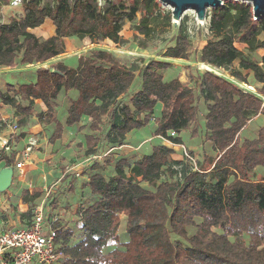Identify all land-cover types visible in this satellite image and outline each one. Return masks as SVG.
Returning <instances> with one entry per match:
<instances>
[{
	"label": "trees",
	"instance_id": "1",
	"mask_svg": "<svg viewBox=\"0 0 264 264\" xmlns=\"http://www.w3.org/2000/svg\"><path fill=\"white\" fill-rule=\"evenodd\" d=\"M18 7L19 15L0 22V69L39 66L33 81L0 88V112L12 109L19 131L9 151L0 149V167L15 170L31 118L50 132L54 153L71 129L81 137L79 154L90 160L78 177L76 168L60 164L65 186L50 200L43 191L23 190L26 211L10 208L20 229L45 199L55 264H264V124L256 138L239 141L252 118L264 117V54L253 58L264 53V16L255 18L241 0L208 9L211 36L197 62L231 73L203 71L191 87L166 78L169 62L122 63L98 46L81 53L76 66L52 62L66 38L121 44L123 26L137 15L136 29L146 37L152 24L173 28L164 60L188 61L187 18L172 24L171 10L158 0H21ZM46 22L51 36L35 35ZM148 127L171 146L156 144L137 158L121 153L129 132ZM5 129L0 117V133ZM185 132L210 151L201 147L194 164L193 148L183 155L172 147L183 146ZM101 148L107 154L99 158ZM59 196L76 200L60 205Z\"/></svg>",
	"mask_w": 264,
	"mask_h": 264
},
{
	"label": "rangeland",
	"instance_id": "2",
	"mask_svg": "<svg viewBox=\"0 0 264 264\" xmlns=\"http://www.w3.org/2000/svg\"><path fill=\"white\" fill-rule=\"evenodd\" d=\"M14 4V0H0V22L6 23L7 18L10 15H19L20 7ZM164 10H170L168 5H162ZM187 18L188 29L191 34V50L189 60H164L161 57V53L168 48L169 45H172V38L174 36V31L172 27L165 26L163 24H152L150 29L152 33L149 37H146L144 34L139 32L136 28L139 24V15H137V20L135 23L130 24L126 23L121 30L122 43L113 44L112 42H101L99 44H93L89 40L78 41L75 38H66L64 40V53L59 57L52 60L53 63L62 62L67 64V66H76V58H78L81 53L86 52L89 49H92L95 46L103 48L107 51L114 53L116 58L122 63H132L136 62L141 64L142 62H147L149 59H154L157 61H166L172 65L167 73L166 78H172L175 76L179 77V80L183 83H188L191 87L196 82L197 75L203 71H213L227 78L231 73L229 70L221 72L220 70L212 69L204 66L197 62L196 53L197 50L206 45V41L210 38L211 34L208 27V20L197 21L196 15L192 10L188 9L183 12L182 18ZM172 24H177L172 19ZM53 32L52 23L46 22L43 26L39 27L34 31L35 35H38L41 38H48ZM239 50L245 51L243 45L237 46ZM263 51H257L254 59L257 56L263 55ZM51 62V63H52ZM39 65H37L38 67ZM47 67L48 65H40ZM37 67H27L23 69H0V88L3 89L6 84H20L23 82H29L34 80L33 71ZM236 68V65L233 67ZM243 74H248L245 71H241ZM248 82L255 87L252 83V75L249 73L247 75ZM136 86V85H135ZM131 90H134V86L131 87ZM38 108H42L41 103L37 102ZM0 117H6L7 121H16L17 118L14 116L13 110L3 107L0 112ZM60 118H63L59 115ZM2 119V118H1ZM264 124V117L258 115L257 117L252 118L247 126L239 135V141L242 142L244 138L254 139L257 137L258 128ZM52 131V129H50ZM6 131V133H5ZM2 131L3 135L9 134V129ZM17 131L16 134H18ZM47 128L37 122L36 118H32L28 122V130L25 140H23L19 148L24 147V143L27 140H32L35 144L32 149V158H31V170L28 172L27 169L22 176H14L12 178V185L10 188L4 192L0 193V233L5 231H11L14 229H20L18 225V217L16 212L12 211L13 207L17 206L18 208H24L22 205V196L21 193L25 191H43L45 197L49 200L54 196H58L57 191L64 189L65 184H62L61 177L62 172L60 170V164L65 165L66 169L70 172L76 168V176L80 174L82 168L90 160L86 161L82 157V154H79L78 147L76 143L81 141V137L73 132L71 129L67 134H64V138L61 141L60 147L57 150V153H54L53 147L48 143V134ZM183 139V146L173 145L172 147L179 154L185 155L188 149L193 148L196 154V157L192 158V164H194L195 159H201V147L206 148L209 151L208 146L201 145V141H195V143L189 139L186 135V132L181 135ZM156 144H165L171 146L170 143L160 137H152L151 129L145 128L141 131H131L127 135L126 146L121 148V153L125 156L133 155L134 158L142 157V155L148 154L150 152V147L155 146ZM68 145V147L66 146ZM18 147V146H16ZM18 148V149H19ZM114 151H119L115 149ZM210 152V151H209ZM61 154L65 155V160H61ZM107 154L105 149L101 148V153L99 158ZM99 158L97 160H99ZM47 193V195H46ZM68 196L58 197V203L65 205L67 201L69 203L74 202L76 199L71 198L66 199ZM11 208V209H10ZM19 209V210H20ZM45 215V214H44ZM63 212L60 213V216H64ZM65 219H69L68 215L64 216Z\"/></svg>",
	"mask_w": 264,
	"mask_h": 264
},
{
	"label": "built area",
	"instance_id": "3",
	"mask_svg": "<svg viewBox=\"0 0 264 264\" xmlns=\"http://www.w3.org/2000/svg\"><path fill=\"white\" fill-rule=\"evenodd\" d=\"M20 3L21 0H14L15 5ZM243 86L246 87L245 84ZM248 89L254 91L251 87ZM2 121L10 131L8 135L0 134V149L6 152L9 151L11 138L18 129L15 121ZM34 144L32 140L25 141L24 147L16 155L14 167L20 176L24 174L26 167L31 165ZM44 204L45 199L34 209L31 225L27 229L0 233V264H55L58 261V256L53 252L55 231L45 219Z\"/></svg>",
	"mask_w": 264,
	"mask_h": 264
},
{
	"label": "water",
	"instance_id": "4",
	"mask_svg": "<svg viewBox=\"0 0 264 264\" xmlns=\"http://www.w3.org/2000/svg\"><path fill=\"white\" fill-rule=\"evenodd\" d=\"M162 5H168L174 22L178 23L184 11L190 9L196 15L197 21L206 19L205 12L210 8L223 5L224 0H158ZM239 1V0H236ZM252 6L254 17L264 16V0H241ZM13 167L0 169V193L6 192L12 185Z\"/></svg>",
	"mask_w": 264,
	"mask_h": 264
},
{
	"label": "crops",
	"instance_id": "5",
	"mask_svg": "<svg viewBox=\"0 0 264 264\" xmlns=\"http://www.w3.org/2000/svg\"><path fill=\"white\" fill-rule=\"evenodd\" d=\"M44 24H45V23H44ZM44 24H43V25H44ZM43 25H42V26H43ZM52 26H53V25H52ZM53 29H54V28H53ZM65 40H66V39H65ZM1 118H2V119H5L6 117H4V118L1 117ZM31 119H32V118H31ZM34 119H35V118H34ZM4 131H5V130H4ZM5 133H6V131H5ZM0 134H2V133H0ZM6 135H8V134H6ZM31 156H32V155H31ZM31 158H32V157H31ZM27 168H28V169H27ZM31 168H32L31 165H30V166H27V167H26L27 171H26V169H25V171L28 172L29 170H31ZM0 169H1V167H0ZM14 171H15V176H20L19 173H18V171H16V170H14ZM25 171H24V172H25ZM31 192H33V191H30V190H29V193H31ZM22 205H23V204H22ZM23 207H24V208H21V209L19 208V209H20L21 211H26V205H23ZM26 229H27V228H26Z\"/></svg>",
	"mask_w": 264,
	"mask_h": 264
}]
</instances>
